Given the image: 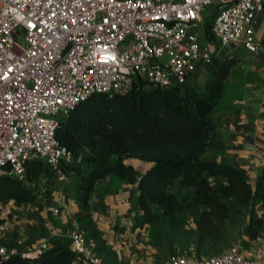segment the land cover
<instances>
[{
	"label": "built area",
	"instance_id": "1",
	"mask_svg": "<svg viewBox=\"0 0 264 264\" xmlns=\"http://www.w3.org/2000/svg\"><path fill=\"white\" fill-rule=\"evenodd\" d=\"M212 6L215 44L199 32ZM263 11L264 0H0V178L34 187L26 165L42 161L64 181L80 158L55 139L59 118L92 95L124 96L137 80L162 89L191 83L212 57L229 58L237 47L257 53ZM60 236L70 240L75 264H102L79 232L57 230L27 253L0 245V264L15 255L38 259ZM168 264H264V237L246 250Z\"/></svg>",
	"mask_w": 264,
	"mask_h": 264
},
{
	"label": "trees",
	"instance_id": "2",
	"mask_svg": "<svg viewBox=\"0 0 264 264\" xmlns=\"http://www.w3.org/2000/svg\"><path fill=\"white\" fill-rule=\"evenodd\" d=\"M212 7L211 15L203 16L202 40L215 44L211 26L218 9ZM235 63L228 57H212L203 69L202 93L190 82L162 89L137 80L124 96L92 95L58 119L55 139L74 159L80 158L75 165L79 233L102 264L114 263L108 262L111 249L95 227L89 200L96 183L108 176L136 182L134 170L123 164L124 159L151 164L137 182L135 206L142 215L136 218V227L157 231L176 222L184 225L190 219L201 248L219 241L220 227L231 211L249 208L246 236L252 242L264 237V168L251 186L239 169L208 156L211 150L223 149L211 113ZM26 177L37 185L54 174L44 162L33 161L26 165ZM9 201L32 203L31 188L10 177L0 178V203ZM49 242L48 250L38 259L15 255L1 264H75L67 237Z\"/></svg>",
	"mask_w": 264,
	"mask_h": 264
},
{
	"label": "crops",
	"instance_id": "3",
	"mask_svg": "<svg viewBox=\"0 0 264 264\" xmlns=\"http://www.w3.org/2000/svg\"><path fill=\"white\" fill-rule=\"evenodd\" d=\"M255 37L260 44L257 53L251 54L237 47L230 54L229 58L236 63L224 81L221 98L211 113L223 149L208 153L213 161L239 169L251 186L264 168V11L256 16ZM123 164L134 170L136 182L128 183L108 176L96 183L89 200L95 227L102 231L116 253L122 249L137 250V246L146 240L145 229L135 225L136 218L142 215L135 204L137 182L151 164L136 159H124ZM77 172L71 177L66 176L62 182L55 181L58 185L55 184L57 191L53 194L51 207L57 208L59 215H53L57 225L46 222V237L52 230L67 234L80 228L76 222L79 214L75 200ZM41 218L45 220L46 215Z\"/></svg>",
	"mask_w": 264,
	"mask_h": 264
},
{
	"label": "rangeland",
	"instance_id": "4",
	"mask_svg": "<svg viewBox=\"0 0 264 264\" xmlns=\"http://www.w3.org/2000/svg\"><path fill=\"white\" fill-rule=\"evenodd\" d=\"M212 12L213 7L207 8L204 12L205 19ZM199 32L202 33V30L199 29ZM205 77V73H201L191 82L193 88L199 93L203 92ZM77 170L75 165H70L65 170L66 176L71 177ZM55 184L57 183L54 178L40 179L37 185L31 187L34 197L32 203L14 201L0 203L1 246L8 250L15 249L20 254L27 253L33 246H36L40 239L46 237L47 232L44 228L46 222L57 225L56 217L47 209L52 206L53 194L57 191L54 189ZM255 212L258 216L261 214L257 208ZM44 214L46 215L45 220L41 218ZM249 216V208H237L231 211L228 219L220 227L219 241L205 243L201 248L197 247V238L193 235L194 225L190 219H187L184 225L176 222L169 227L162 226L157 231L147 226L144 228L145 243H141V246L138 245L137 250L128 252L122 249L118 250V253L110 246L108 262L114 264H168L172 259L180 256L206 258L223 254L233 247L246 250L252 244L245 234ZM77 232L81 233L80 229ZM88 241L90 242V239Z\"/></svg>",
	"mask_w": 264,
	"mask_h": 264
}]
</instances>
